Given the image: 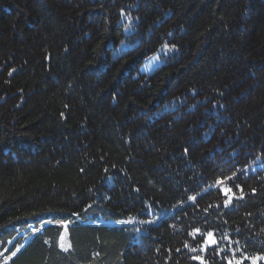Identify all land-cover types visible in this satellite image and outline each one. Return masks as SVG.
<instances>
[{
  "label": "trees",
  "instance_id": "16d2710c",
  "mask_svg": "<svg viewBox=\"0 0 264 264\" xmlns=\"http://www.w3.org/2000/svg\"><path fill=\"white\" fill-rule=\"evenodd\" d=\"M260 257L264 0H0V264Z\"/></svg>",
  "mask_w": 264,
  "mask_h": 264
},
{
  "label": "snow or ice",
  "instance_id": "6c2138e0",
  "mask_svg": "<svg viewBox=\"0 0 264 264\" xmlns=\"http://www.w3.org/2000/svg\"><path fill=\"white\" fill-rule=\"evenodd\" d=\"M229 179H231V178H229ZM219 183V182H218ZM237 187H239V185H237ZM226 191H230V189L229 190H226ZM192 199L193 200H195V197H192ZM231 200V197H229V200H226L225 201V205H227L228 204V202ZM197 232H199V230L197 229L196 230ZM205 236H206V239H205V241H204V245L205 246H207V245H209V244H215L216 243V240L213 238V233H211V232H208V233H205L204 234ZM187 246V245H186ZM191 251H196V249L195 248H192V249H190ZM220 251H223V249H220ZM15 254V253H14ZM13 254V255H14ZM233 255H235V253H233ZM197 259H200L199 257H197ZM260 259H264V257H260ZM201 264H204V261L201 259ZM230 264H231V262H230ZM237 264H240V262L239 261H237ZM253 264H255V259H253Z\"/></svg>",
  "mask_w": 264,
  "mask_h": 264
},
{
  "label": "rangeland",
  "instance_id": "374dc122",
  "mask_svg": "<svg viewBox=\"0 0 264 264\" xmlns=\"http://www.w3.org/2000/svg\"><path fill=\"white\" fill-rule=\"evenodd\" d=\"M50 225H51V223H47L43 227L50 226ZM54 225H61V223L58 222V223H55ZM41 231H42V229L41 230H34V229H32L30 231V233H29V236L27 238V241L30 240L32 237H34L35 235H37Z\"/></svg>",
  "mask_w": 264,
  "mask_h": 264
}]
</instances>
